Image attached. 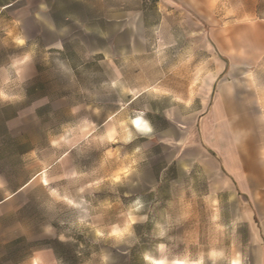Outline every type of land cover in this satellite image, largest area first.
<instances>
[{
	"label": "rangeland",
	"instance_id": "obj_1",
	"mask_svg": "<svg viewBox=\"0 0 264 264\" xmlns=\"http://www.w3.org/2000/svg\"><path fill=\"white\" fill-rule=\"evenodd\" d=\"M158 3L0 0V264H232L264 249V184L247 198L210 191L152 119L150 79L185 94L208 66L196 18ZM122 7L140 48L99 38L100 16ZM248 212L251 225L235 224Z\"/></svg>",
	"mask_w": 264,
	"mask_h": 264
},
{
	"label": "crops",
	"instance_id": "obj_2",
	"mask_svg": "<svg viewBox=\"0 0 264 264\" xmlns=\"http://www.w3.org/2000/svg\"><path fill=\"white\" fill-rule=\"evenodd\" d=\"M157 1L167 13L178 11L196 18L199 48L206 52L208 66L185 94L158 92L162 77L150 79L148 95L155 99L149 103L152 119L175 130L169 144L182 147L186 156L177 163L184 172L204 178L210 191L247 198L255 186L264 184V0ZM134 10L126 11L133 18L129 24L124 7L116 10V20H110L109 14L100 16V40H115L111 47L140 48L141 30ZM72 24L84 26L85 33L92 31L87 27L91 21H78L73 14ZM157 97L164 98L161 110L157 102L152 103ZM252 222L248 212L235 224ZM43 257H35L38 264L47 262ZM240 261L264 264V249L249 245Z\"/></svg>",
	"mask_w": 264,
	"mask_h": 264
},
{
	"label": "clouds",
	"instance_id": "obj_3",
	"mask_svg": "<svg viewBox=\"0 0 264 264\" xmlns=\"http://www.w3.org/2000/svg\"><path fill=\"white\" fill-rule=\"evenodd\" d=\"M211 7H215V4H212ZM8 35L11 36L12 33L9 32ZM14 42H15L17 45H23V44L25 43L24 39L21 38V37H16L15 40H14ZM28 59H30V57H29V56H26L25 59H24V61H22V63L27 62ZM5 99H7V97H5ZM145 130H146V131H150V129H147V128H146ZM109 136H111V139H108ZM112 137H113V134H112V133H109V135L106 137V139H108V140L111 141V140H112ZM129 138H130V137H126V138H125V141L127 142V139H129ZM133 163H135V161H133ZM130 170H131V169H125V170H124V175H127V174L129 173ZM116 179L118 180V179H119V176H117ZM96 183H100V182L97 181ZM134 222H135L134 220H131V219H130L129 226L125 227L124 230H123V232H119V235H114V233H112L111 235H114V236H117V237L122 236V235L124 234V232H128L131 223H134ZM234 264H241L240 258H239L238 256H237V258L235 259Z\"/></svg>",
	"mask_w": 264,
	"mask_h": 264
},
{
	"label": "bare ground",
	"instance_id": "obj_4",
	"mask_svg": "<svg viewBox=\"0 0 264 264\" xmlns=\"http://www.w3.org/2000/svg\"><path fill=\"white\" fill-rule=\"evenodd\" d=\"M135 125L141 131H146L145 130L146 128L150 129L149 124L144 119H142L141 117H138L135 119Z\"/></svg>",
	"mask_w": 264,
	"mask_h": 264
},
{
	"label": "snow or ice",
	"instance_id": "obj_5",
	"mask_svg": "<svg viewBox=\"0 0 264 264\" xmlns=\"http://www.w3.org/2000/svg\"><path fill=\"white\" fill-rule=\"evenodd\" d=\"M108 139H111V136H109ZM53 195L55 196L56 194L53 193ZM114 235H119V232H114Z\"/></svg>",
	"mask_w": 264,
	"mask_h": 264
}]
</instances>
